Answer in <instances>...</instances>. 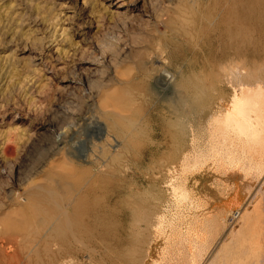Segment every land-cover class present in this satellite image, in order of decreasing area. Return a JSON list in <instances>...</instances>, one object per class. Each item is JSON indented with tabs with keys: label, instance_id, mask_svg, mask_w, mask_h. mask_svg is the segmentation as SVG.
Wrapping results in <instances>:
<instances>
[{
	"label": "bare ground",
	"instance_id": "obj_1",
	"mask_svg": "<svg viewBox=\"0 0 264 264\" xmlns=\"http://www.w3.org/2000/svg\"><path fill=\"white\" fill-rule=\"evenodd\" d=\"M160 1L168 11L156 12L140 2L116 0L112 5L115 11L99 18L117 25L115 19L128 16L149 28L162 27L159 33L165 49L183 63L173 69L174 63L160 53L144 50L138 54L142 72L147 64L150 70L142 80L126 83V90L146 87L142 96L151 120L142 122L135 116V98L125 101L116 95L112 86H125L126 81L115 71L117 66L113 70L112 61L99 48L102 44L94 47L101 52L99 58L75 60L76 67L89 64L87 76L70 72L68 77L57 79L56 91L66 98L57 116L65 121L61 120L59 128L48 125L52 134L46 148L50 161L40 170L35 168L34 178L25 181L17 200L21 204L17 208H23L25 215L39 214H35L39 220L40 215L45 217L40 225L57 242V254L49 264H87L82 262L84 254L90 264H107L113 255L119 261L115 264H124L123 251H131L134 244L137 248L138 243L147 253L143 261L136 254L138 248L131 247L136 253L128 252L137 255L139 264H194L195 254L188 262L190 251L185 244L198 238L195 226L204 223L211 212L222 211L223 206L234 208L230 205H236L247 188L251 190L257 183L264 186V0ZM58 38L48 48H54ZM33 54L31 69L57 78L55 71ZM55 62L62 64L60 59ZM106 69L109 74L104 75ZM200 76L205 83L194 86ZM50 77L46 79L52 80ZM149 80L154 86H147ZM174 89L181 96L187 95L188 102L191 97L190 121H174L155 111L159 105L153 97L171 94ZM74 90L87 104L83 113L76 109L78 95ZM21 140L17 141L21 144ZM9 143L7 139L0 146V177L7 179L9 187L20 189L7 170ZM80 173L83 176L79 177ZM199 194L205 195L206 206L212 203L209 209L171 217L174 205ZM259 197L264 201V195ZM235 215L233 220L246 223L251 213L238 211ZM7 221L0 223L6 227ZM24 223L15 225L16 230L23 231ZM128 229L143 233L141 242L134 239L132 244ZM164 230H170L172 236L162 241L159 237ZM50 233L47 239H51ZM174 233L184 237L173 238ZM48 245L45 251L51 247ZM130 255L125 262L135 264L137 258Z\"/></svg>",
	"mask_w": 264,
	"mask_h": 264
},
{
	"label": "rangeland",
	"instance_id": "obj_2",
	"mask_svg": "<svg viewBox=\"0 0 264 264\" xmlns=\"http://www.w3.org/2000/svg\"><path fill=\"white\" fill-rule=\"evenodd\" d=\"M128 1L133 4L140 2L141 6L148 10L154 9L156 12H160L161 9V11H168V8L163 9L165 5L161 6L160 0ZM115 2L116 0H111L110 2L106 0H0V146L9 139V144L11 145L8 144L10 147L7 148V151L9 152L6 151L10 155L6 157L8 158L6 160L8 164L7 170L10 176L14 178L16 185L18 184V187H20V189L11 188L7 179L0 177V222L8 220L6 227L0 223V248L2 249H0L2 254H0V264H49L50 259H53L57 254L56 240L52 237V233L44 231L42 218L44 220L45 217L40 215L39 220L35 216L36 213H32V216L30 213H28L30 216L28 214L25 215L26 212H22L24 211L23 208H17V206H21L17 200L23 192L22 185L26 183L25 181L28 178H34L35 175L33 174L32 176L31 174L35 172V168L36 171L40 170L50 161V154H48L47 149L50 146L49 144H51L52 134L48 125L59 128L63 125L62 121H65L61 119L62 117L57 116L60 106H63L66 99L63 94L56 91L58 86L57 79L68 77L70 72L77 74L79 77L87 76L89 64L85 62L86 64L82 67H76L74 66L77 62L75 60L89 61L99 58L101 52L99 53L94 47L102 44L99 48H103L107 54L104 53V55L112 61L111 63L114 62V65L110 63L114 67L113 70L117 66L115 71L119 74L121 73L120 75L126 81L125 86L116 84H114L116 87L112 86L116 95L125 101L130 100V97L135 98L136 103L133 107L135 116H139L142 122H146L151 120V116L148 113L146 114L148 106H144L145 97L142 96L146 87H141L140 89V86H137L129 91L126 90V83L133 82L135 79L142 80L146 77V72L150 70V65L147 64L146 70L142 72L139 67L140 59H138V54L144 52V50L149 54L151 52L160 53L163 55V59L171 63V65L174 63L172 65L173 69L183 65L180 61L177 62V59L174 60L169 51L165 49L163 44L165 41L162 39L161 33H159L163 32L162 27L151 26L149 28L140 23V21L130 19L128 16L115 19L114 23H117V25H110L108 21L99 19L101 16L108 17L111 12L115 11L112 6ZM104 9L107 11H104ZM98 25L100 26L99 29H97ZM57 37H59V44L55 43L54 48H48L51 44L50 42L55 41ZM63 37L65 40L60 44ZM158 37L161 41H158ZM161 44L163 45L161 46ZM156 48L160 49L157 50ZM33 53H37L40 59L44 60V65L46 64V66H49L48 68H52V71H55L56 80L51 78L48 72H38L36 69H31V56L34 55ZM165 55L168 57H165ZM57 59H60L62 63L60 66H57L55 62ZM107 71L108 69L105 70L104 75L109 74ZM47 76L52 80L46 79L49 78ZM196 80L197 82L194 86H197L200 82L202 84L198 86H202L206 79L200 76ZM146 84L149 87L154 86L150 80ZM96 85L94 83L93 87H96ZM73 93L76 96L78 95V108L76 109L80 113L85 112L87 104L83 97H81L82 100L80 99V92L74 90ZM231 95L228 96L229 100L232 97ZM158 97H153L154 101L158 100L159 105L155 108V111L164 113L165 116L174 121H178L175 118L181 119L180 121H190V111L192 109L190 96V101L188 102L187 95L182 94L181 96V92L179 93L177 89H174L171 94ZM189 103L190 105H188ZM162 109L163 111H161ZM178 115L180 116L176 117ZM27 136H31L30 141H28ZM18 139H22L21 144L17 141ZM26 141L29 144L23 145ZM60 162L63 163L62 161ZM82 173L78 174V176H83ZM219 184L222 183L219 182ZM257 184L251 190L246 189L240 201L237 202L238 206H236L237 204L230 205V207L234 208H229V206L225 208L223 206L224 209L222 211L211 212L208 214L210 215L208 219H206L207 216L204 217V223L195 226L198 238H190L192 243L189 245L188 243L185 244L187 251H190L188 262H191L195 256L196 262L194 264H264V201L259 197V195H264V186H261L260 183ZM256 193L259 194L257 195ZM204 198V194H199L198 197L191 201L187 200L186 203L184 202V205H174V213L172 212L171 217L178 216L176 218L178 219L183 214L186 215L191 212L199 214V212L206 211L212 206V203L210 202L206 206L207 202ZM197 204L199 207L196 206ZM202 206L203 208H201ZM238 211L251 213L249 222L241 223L239 219L233 220V216L235 217ZM38 220L39 222L37 223ZM22 222H26L23 225V231H17L16 226ZM9 223L12 224V227ZM41 223L43 225H40ZM30 225L32 228H37V225L38 228L32 229ZM41 227L42 229H40ZM11 228L13 229L11 230ZM192 228L194 229V227ZM49 233L51 239H47L49 237L46 234ZM143 235V233L133 232L130 229L127 232L132 244L135 243L134 239H138L137 241L141 242ZM171 236L170 230H164V233L160 234L159 238L163 241ZM183 237V233L181 235L174 233L173 236V238ZM194 241L197 244H194ZM47 244L51 247L48 245L49 248L45 251L47 249L45 245ZM138 244V249L136 244H134L133 246L130 245L129 249L131 251H128L132 253L137 249L136 252L139 253H135L138 256L140 255L139 258L143 261L147 253H145V249L144 251L139 249L140 243ZM193 245L196 248H192ZM3 246L5 247L3 248ZM131 247H135V249L133 248L135 251ZM49 249L52 252H48L50 251ZM128 251H123L125 253L122 259L124 264H127L125 262L128 259L126 256L129 257L130 255ZM126 252L129 255H126ZM135 253L133 254L136 255ZM192 253L195 254L193 257ZM133 254L130 255V257L132 256L131 259L137 258L135 264H139V258L137 255L133 256ZM82 256H84L82 262L90 264L87 261L86 254ZM115 261L117 262L118 260L113 255L112 260L107 264H115ZM130 263L132 262H128V264Z\"/></svg>",
	"mask_w": 264,
	"mask_h": 264
}]
</instances>
